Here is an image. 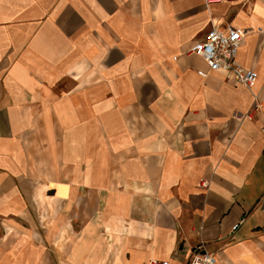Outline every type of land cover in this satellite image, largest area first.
<instances>
[{"label": "crops", "instance_id": "1", "mask_svg": "<svg viewBox=\"0 0 264 264\" xmlns=\"http://www.w3.org/2000/svg\"><path fill=\"white\" fill-rule=\"evenodd\" d=\"M244 32L251 88L190 53ZM264 264V0H0V264Z\"/></svg>", "mask_w": 264, "mask_h": 264}, {"label": "built area", "instance_id": "2", "mask_svg": "<svg viewBox=\"0 0 264 264\" xmlns=\"http://www.w3.org/2000/svg\"><path fill=\"white\" fill-rule=\"evenodd\" d=\"M242 38V31L234 28L227 30L212 29L206 41L196 44L191 48L190 53L203 59L210 72L222 73L227 81L249 89L255 84L257 75L236 64L237 51ZM187 264L219 263L212 255L202 250H196Z\"/></svg>", "mask_w": 264, "mask_h": 264}, {"label": "bare ground", "instance_id": "3", "mask_svg": "<svg viewBox=\"0 0 264 264\" xmlns=\"http://www.w3.org/2000/svg\"><path fill=\"white\" fill-rule=\"evenodd\" d=\"M228 28H232V27H228ZM228 28H226V30L228 29ZM234 29H236V28H234ZM237 30H239V29H237ZM241 31V30H240ZM242 33H243V38H244V32L242 31ZM243 38H242V41H243ZM241 41V42H242ZM241 44V43H240ZM239 49V48H238ZM238 52V51H237ZM256 81H257V79H256ZM256 81H255V83H256ZM205 252V251H204ZM208 254V253H207ZM211 255V254H210Z\"/></svg>", "mask_w": 264, "mask_h": 264}]
</instances>
